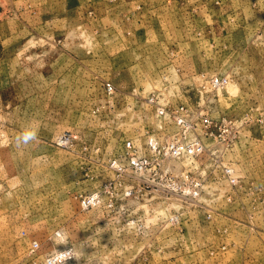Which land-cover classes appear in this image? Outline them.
<instances>
[{"label": "rangeland", "instance_id": "obj_1", "mask_svg": "<svg viewBox=\"0 0 264 264\" xmlns=\"http://www.w3.org/2000/svg\"><path fill=\"white\" fill-rule=\"evenodd\" d=\"M52 258L264 264V0H0V264Z\"/></svg>", "mask_w": 264, "mask_h": 264}, {"label": "built area", "instance_id": "obj_2", "mask_svg": "<svg viewBox=\"0 0 264 264\" xmlns=\"http://www.w3.org/2000/svg\"><path fill=\"white\" fill-rule=\"evenodd\" d=\"M226 78L222 77H216L212 80V86L214 88H221L226 85ZM107 90L110 91L112 88L110 84H107ZM155 101L152 99L151 104H154ZM157 114L159 116H163L166 114L165 109L163 107H157ZM182 112V108L179 109V113ZM175 123L177 126H180L181 128L185 127L186 123L184 121V118L181 116V114H173ZM203 124L208 127L210 126V121L208 118H204ZM183 135L186 132V129L181 130ZM203 145L199 141H183V140H171L170 142L166 144H162L161 142L150 139L148 141V148L152 152V154L157 155H164L167 153L170 156H182V155H199L203 151ZM149 160L147 158H141L136 157L132 158L129 161V168L135 171H140L143 167H145L148 164ZM200 183L195 181L191 185V187H188V190L184 192L183 194L190 196V197H196L200 193ZM92 201V200H91Z\"/></svg>", "mask_w": 264, "mask_h": 264}, {"label": "clouds", "instance_id": "obj_3", "mask_svg": "<svg viewBox=\"0 0 264 264\" xmlns=\"http://www.w3.org/2000/svg\"><path fill=\"white\" fill-rule=\"evenodd\" d=\"M34 138H35V132L34 131L27 133L25 136V140L34 139ZM48 264H54V258L49 259Z\"/></svg>", "mask_w": 264, "mask_h": 264}, {"label": "bare ground", "instance_id": "obj_4", "mask_svg": "<svg viewBox=\"0 0 264 264\" xmlns=\"http://www.w3.org/2000/svg\"><path fill=\"white\" fill-rule=\"evenodd\" d=\"M223 89V88H222ZM64 250V249H63ZM68 254V253H67Z\"/></svg>", "mask_w": 264, "mask_h": 264}]
</instances>
